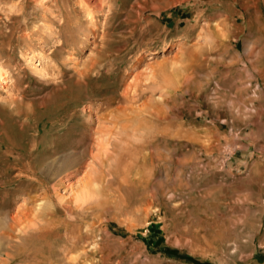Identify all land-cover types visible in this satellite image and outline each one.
<instances>
[{"label": "rangeland", "instance_id": "rangeland-1", "mask_svg": "<svg viewBox=\"0 0 264 264\" xmlns=\"http://www.w3.org/2000/svg\"><path fill=\"white\" fill-rule=\"evenodd\" d=\"M244 3L0 0V264H264Z\"/></svg>", "mask_w": 264, "mask_h": 264}, {"label": "bare ground", "instance_id": "bare-ground-1", "mask_svg": "<svg viewBox=\"0 0 264 264\" xmlns=\"http://www.w3.org/2000/svg\"><path fill=\"white\" fill-rule=\"evenodd\" d=\"M232 3H235L236 1H238L242 7H246V5L248 4H245L244 3V0H230ZM234 5V4H233ZM225 6V5H224ZM215 17V16H214ZM214 36L216 39H221L222 36L225 35V29H220V28H217L215 29V31L213 32ZM225 37V36H224ZM213 38V37H212ZM250 44V43H249ZM248 45V44H247ZM251 49V48H250ZM187 51V50H186ZM190 55V54H189ZM1 69V68H0ZM1 71V70H0ZM3 71V70H2ZM3 74V73H2ZM5 76V75H4ZM2 75H0V81H2L1 79ZM3 78V77H2ZM4 81V80H3ZM2 81V82H3ZM138 95V94H137ZM148 105V104H147ZM142 107V106H141ZM169 109V108H168ZM126 110V109H125ZM151 111V110H150ZM140 112H142V110H140ZM153 114V113H152ZM10 141V140H9ZM11 148V147H10ZM8 149V148H7ZM10 151V150H9ZM11 153V152H10ZM55 165V164H54ZM8 167V166H7ZM53 170V169H52ZM6 172V171H5ZM30 175V174H29ZM20 180V179H19ZM96 181V180H95ZM90 191L86 190V188H84L83 190H80L79 194L76 195V201L79 203H85V201H87V199H89L91 196H90ZM90 196V197H89ZM35 201V200H34ZM76 202V203H77ZM45 203V202H44ZM44 207V204L43 202L40 203L38 209L41 210L43 209ZM37 209V210H38ZM36 215V214H35Z\"/></svg>", "mask_w": 264, "mask_h": 264}]
</instances>
